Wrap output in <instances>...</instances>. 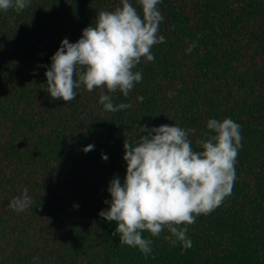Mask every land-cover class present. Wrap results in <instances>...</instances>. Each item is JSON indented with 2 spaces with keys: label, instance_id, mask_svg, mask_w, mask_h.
Returning <instances> with one entry per match:
<instances>
[{
  "label": "trees",
  "instance_id": "obj_1",
  "mask_svg": "<svg viewBox=\"0 0 264 264\" xmlns=\"http://www.w3.org/2000/svg\"><path fill=\"white\" fill-rule=\"evenodd\" d=\"M119 6L32 0L0 11V264H264V0H162L166 40L153 46V61L141 59L143 78L128 96L110 93L130 107L104 110L101 87L51 98L40 65L64 37L75 42L101 10ZM225 117L243 137L236 179L221 205L187 226L191 247L173 246L167 229L143 233L147 255L120 243L116 223L98 213L109 206V180L123 181L124 141L140 125L175 123L197 129L189 138L200 150L207 120ZM24 188L31 203L17 212L9 201Z\"/></svg>",
  "mask_w": 264,
  "mask_h": 264
},
{
  "label": "clouds",
  "instance_id": "obj_2",
  "mask_svg": "<svg viewBox=\"0 0 264 264\" xmlns=\"http://www.w3.org/2000/svg\"><path fill=\"white\" fill-rule=\"evenodd\" d=\"M32 0H0V11L14 8L24 10ZM142 14L132 0H120L121 6L113 11L101 10L94 26L81 31V36L70 42L67 37L50 57L46 68V87L53 99L64 102L78 95L81 85L88 91L104 88L99 103L106 111L115 112L131 105L115 104L110 93L119 91L128 96L143 74L135 70L141 59L153 61L154 45L166 37L159 33L163 20L159 4L162 0H137ZM196 42L186 49L190 52ZM142 99V97H138ZM240 124L230 117L223 120L209 118L206 138L198 139L200 150L192 147L189 138L195 128L177 124L149 127L140 125L138 134L123 143L126 171L121 181L118 174L109 180V206L98 215L114 221L120 243L138 248L143 254L152 252V240L145 231L159 236L164 229L173 246L181 242L185 248L192 241L187 226L197 216L207 215L231 194L236 179L235 165L242 145ZM143 133V134H142ZM93 144L84 146L87 152ZM102 159L108 156L102 153ZM29 190L9 201V207L24 211L31 203ZM78 207V205H74Z\"/></svg>",
  "mask_w": 264,
  "mask_h": 264
}]
</instances>
